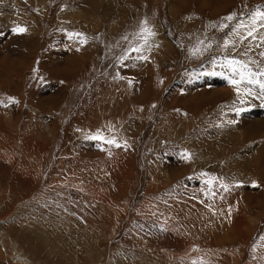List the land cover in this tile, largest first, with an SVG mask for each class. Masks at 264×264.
<instances>
[{
	"label": "rangeland",
	"instance_id": "rangeland-1",
	"mask_svg": "<svg viewBox=\"0 0 264 264\" xmlns=\"http://www.w3.org/2000/svg\"><path fill=\"white\" fill-rule=\"evenodd\" d=\"M12 1L5 10L0 2V100L7 103L8 97H13L18 103L0 105V118L10 121V126L13 123L9 127L12 135L16 134L21 138L17 133L24 130L29 138L33 134L31 137L35 138V143L37 139L42 142L37 148L35 144L32 145L31 140L24 147L19 146V141L16 149V142H13L15 138L9 139L12 145L11 154L16 155L14 160L19 159L17 157L21 153L27 154L26 159L32 165H37L42 160V182L52 177L53 180L58 178L60 182L75 181V186H79V183L88 185L96 182L105 194L109 192L111 199L116 198L119 207L124 210L120 218L110 221L111 215H117L116 211L112 208L110 210V207L103 209L102 214H111L107 215L109 219H104L102 214L99 217L105 224V240L101 246L94 244L92 250L85 253L80 252L83 251L82 246L77 245L78 240L81 242L80 237L75 230L69 228L71 224L66 209L53 212L47 208H38L36 214H49L40 220L44 233L33 236V232L31 236L24 235L22 238L25 242L34 237V245L29 240L26 242L31 244L30 247L26 245V248L33 252L34 260H37L34 264H119L121 259L129 263L133 261L129 252L119 255L121 248L127 245L139 251V254L140 251L147 256L150 253L152 258H156L147 260L146 262L154 261L149 264L156 261L159 262L155 264H192L193 261L200 264L201 260H204V264H264V259L260 258L264 257V247H258L255 253L252 251L254 243H264L260 241V237L264 236V98L258 94L259 88L250 85L253 95L245 96L241 103L227 79L212 74L222 71L226 73L225 69L212 63L213 59H223L221 50H209L200 56H193L190 51L200 41L205 44L211 42L214 46L218 42L222 43V39L229 33L227 29L224 32L218 30L222 18L234 12L238 15L247 13L257 5H264V0H44L41 3L40 0H21L18 4L15 0ZM10 12L13 14L12 19L6 15ZM35 16L38 22L35 21ZM145 20L156 33L150 40L151 50L143 53L149 59H129L121 64L118 58L124 50L130 44L140 42L135 34ZM164 21L166 23L162 25ZM17 25L26 27L27 32H13L12 29ZM67 32L83 33L87 43L81 45L78 41L69 40ZM124 37L128 39L125 40ZM245 46L238 49L237 53L243 51ZM260 51H264V48H254L248 57L239 58L251 57L264 67V58L259 56ZM228 52L237 54L232 53L231 48ZM132 55L135 56L136 53ZM251 67L255 69L256 65ZM34 68L39 69L38 73L33 72ZM119 76L124 79H119ZM129 79L133 81L131 86ZM202 88L207 91L201 90ZM234 101V107L242 109L239 113L234 110ZM42 117L46 127L49 122L53 124L52 128H42L36 124ZM16 119L21 124H26V131L23 128L16 130L15 123L18 121L13 122ZM230 121L235 122L229 123ZM214 128L219 129L220 133L229 129L238 139V146L229 151L230 154L226 151L225 155L218 156V167L212 164L215 160L209 155L210 152H203L206 151L203 147L205 144L197 137L202 132L210 133ZM97 130H101L106 137L115 136L121 145L126 142L127 147L116 148L100 140L84 138L86 134H93ZM32 148H36L35 152L31 151ZM185 151L191 154L190 160L183 158ZM243 153L248 154L249 158L247 171L234 164ZM79 163L81 167L78 166ZM10 167L0 160V168ZM212 167H215V171ZM155 170H160L157 173L162 176L158 177ZM201 173L223 178L230 185V190L224 192L217 183L213 188L216 195H208V185L204 183L208 177L201 176ZM252 181H256L258 186H253ZM159 182L166 184L164 186ZM142 184L144 193L149 185L154 190L151 193L158 206V210H155L157 216L163 220L160 212H165L170 223L176 222L177 218L178 231L189 233H185L189 241L191 240L187 246L175 239L176 243L172 238L168 246L159 248L163 253L157 251L155 254L153 249L148 253L142 251L147 239L155 248V243H160L164 235L160 231L158 238V232L145 225L148 220L153 223L156 219L150 216H144V219L140 217L139 221L153 233L146 235L139 232L140 229L133 228L131 219L138 218L133 215L132 208L137 209L141 203L137 201V190ZM123 187L126 188L125 192L120 190ZM228 193L229 201H236L234 204L227 201ZM202 194L205 198L200 196ZM7 195L6 183L0 182V201H4ZM8 205L17 209L15 204ZM228 210H231L230 214ZM95 216L97 219V215ZM95 216H91V223L98 224ZM27 217L31 218H25ZM181 219L183 222L191 220L193 225L185 224ZM210 221H213L212 228ZM163 227L165 228L164 225ZM128 228L130 232L127 235ZM96 232L103 233V230L92 231L93 234ZM90 240L89 243L92 244L93 240ZM118 246L120 250L116 249ZM100 247L106 250L108 258ZM209 253L211 261L208 258ZM101 256L103 259H100ZM92 258H96V262L92 263Z\"/></svg>",
	"mask_w": 264,
	"mask_h": 264
},
{
	"label": "bare ground",
	"instance_id": "bare-ground-1",
	"mask_svg": "<svg viewBox=\"0 0 264 264\" xmlns=\"http://www.w3.org/2000/svg\"><path fill=\"white\" fill-rule=\"evenodd\" d=\"M12 0H0V2H2V8H3V10H5L7 7H8V5H9V3H11L12 4V2H11ZM16 2H17V4L18 3H21V0H15ZM94 1V0H93ZM24 2H27V0H24ZM41 2H45L44 0H40L39 1V3H41ZM47 3V2H46ZM10 4V5H11ZM13 4H15L14 2H13ZM43 4V3H42ZM83 4H84V1H83ZM95 4V3H94ZM91 5L92 6H94L93 5V3H91ZM18 6V5H17ZM49 6V5H48ZM15 8V7H14ZM80 9V8H79ZM124 10V9H123ZM0 11H2V10H0ZM10 11V10H9ZM124 12V11H123ZM2 12H0V14H1ZM40 13V12H39ZM11 14V15H10ZM8 17H9V19H12V17H13V14L10 12L9 14H6ZM37 16V15H36ZM36 16L34 17L35 18V21H37L38 19H36ZM64 16L66 17V13L64 14ZM121 16V15H120ZM41 17V16H40ZM39 17V18H40ZM33 18V19H34ZM165 18V17H164ZM123 19V18H122ZM39 21V20H38ZM37 21V22H38ZM163 21V20H162ZM166 22L164 21V23H161L162 25L163 24H165ZM42 24V23H41ZM165 27V26H164ZM206 89V88H205ZM205 89H201V90H204V91H207V90H205ZM212 90V89H211ZM215 90V89H214ZM213 90V91H214ZM204 91H203V93H204ZM258 91V90H257ZM218 92V91H217ZM228 92V91H227ZM210 93V92H209ZM220 93V92H219ZM215 94V93H214ZM222 94V93H221ZM255 97V96H254ZM256 98V97H255ZM262 98H264V96H262ZM253 100V99H252ZM261 103V102H260ZM17 117V116H16ZM43 118V119H42ZM40 120H38L37 121V125L39 124V126L40 127H42V128H52V125L53 124H50L49 122H47V127H46V124L44 123L45 121H44V117H42ZM258 119V118H257ZM18 121V122H17ZM258 121V120H257ZM9 122L10 121H7V120H5L4 121V119L3 118H0V131H2L1 133V135H0V160L1 161H3V162H5V163H7V164H9L11 167H10V169H4V168H0V179L2 180V181H0V182H3V183H6V186H7V196L6 197H4V201L2 200V201H0V260H2V262H0V264H34V263H36L37 262V260H34V254H32L26 247L28 246V247H30L29 246V244L30 243H32V245H34V240H33V238L34 237H32V238H28V240H29V244H26V242L28 241H25V242H23V240H22V238L24 237V235H26V236H31L32 234H33V232H34V235L33 236H36V235H39V234H42V233H44V231L45 230H43V229H41V225H40V220H42V218H46V217H48L47 215H49V214H44V212L42 213H40V212H38V214H36V211L38 210V208H40V207H43V208H47V210L49 209V211H53V210H55V211H59L60 209H62V208H64V209H66L67 210V216H68V218H69V220H70V224H71V227H69V228H72L73 229V231L75 230V232H76V234L80 237L79 239H80V241L81 242H79V240H78V244L77 245H81L82 247V250L83 251H80V252H85V253H89L91 250H92V248H93V246H94V244H97V247H99V245L101 246L102 244H103V242L102 241H104L105 240V237H104V231H106L105 230V228H104V226H105V224H103V221L101 222V220L99 219V217L101 216V214L103 213V209L104 208H106V207H108V209H109V207H110V210H111V208L113 209V210H115L116 211V214L117 215H111V214H107L108 216L109 215H111V217H110V221L111 220H113V219H115L116 220V218H120V215L121 214H123V208L121 209L120 207H119V205H118V203H117V200H116V198L115 199H111V197L108 195L109 194V192H107V191H109L108 189H107V193L108 194H105L104 193V190L102 191L100 188V186L98 185V183H96V182H90L88 185H80V183H79V186L77 185V186H75L74 184V182L73 183H71V181L69 180V182L68 183H66L67 181L65 180L64 182H60L59 180H58V178L56 179V178H54V180H53V177L52 178H48L47 180H46V182H42V179L44 178V174L43 173H41V170H40V165L41 164H43V161L42 160H40L39 162H38V164L36 165L35 163H34V165H32V163H31V161L30 160H28L27 161V157L25 156V155H27V154H24V153H21V155L20 156H18L17 158H19V159H17V160H14V158H16L15 156L16 155H12L11 154V149H12V145H11V143L9 142V139H12L13 137L15 138V140H13V142H16V149H17V146H18V144H19V141L21 142V144L19 145L20 147H24V145H26L27 144V142L28 141H30L31 140V142H32V145L33 144H35L36 145V147L38 146V144L41 142H39L38 141V139L36 140L37 142L35 143V138L34 137H31L29 134V136H30V138L27 136V132H24V130L21 132V133H17V131H14V132H16L17 134H20L21 135V138L19 137V136H17L16 134H15V136H14V134L12 135L11 134V132L12 131H10L11 129V126H12V124H11V126H10V124H9ZM12 122V121H11ZM13 122H17V123H15V125H16V130H18L19 128H23V129H25V131H26V124H21L20 122H19V120L18 119H16V121H13ZM53 123V122H52ZM29 123H27V125H28ZM177 124V123H176ZM25 125V126H24ZM161 125V124H160ZM10 127V128H9ZM34 127V126H33ZM36 128V127H35ZM55 128V127H54ZM157 128V127H156ZM231 128V127H230ZM237 128V127H236ZM235 129V128H234ZM49 130V129H48ZM219 129H216V128H214V129H212L211 131H210V133H209V131H207V132H202V134H200V135H198L197 137H199L200 138V141L202 142V144H205V146H203L205 149L204 150H206V151H203V152H210V154L209 155H212V157H214V159L213 160H215V163H213L212 162V164L213 165H217V167H218V162H217V158H218V156L219 155H222V154H224L226 151H228L227 153H229L230 154V152L229 151H232V149L234 150L235 149V147H236V145L238 144V142H236L238 139H237V136L236 135H234L229 129H227L226 131H225V133H220V131H218ZM233 130V129H232ZM13 133V132H12ZM35 133V132H34ZM241 133V132H240ZM236 134V133H235ZM242 137H243V135H242ZM256 137V136H255ZM37 138V137H36ZM127 138V137H126ZM253 138V137H252ZM243 139V138H242ZM241 139V140H242ZM248 139V138H247ZM236 142V143H235ZM44 143V142H43ZM12 144H14V143H12ZM30 144V143H29ZM41 144H42V142H41ZM201 144V143H200ZM199 144V145H200ZM40 145V144H39ZM43 145H45V144H43ZM182 145H184V144H182ZM18 146V147H19ZM42 146V145H41ZM47 146V145H46ZM185 146H187V145H185ZM238 146V145H237ZM29 147L31 148V145H29ZM38 147H40V146H38ZM37 147V148H38ZM43 147V146H42ZM41 147V148H42ZM184 147V146H183ZM188 147V146H187ZM186 147V148H187ZM201 147V146H200ZM33 149V150H32ZM31 149V151H33V152H35L34 150L36 149V148H32ZM43 149V148H42ZM41 149V150H42ZM183 149V148H182ZM16 151V150H15ZM37 151V150H36ZM40 151V150H39ZM261 151V150H260ZM19 152V151H18ZM25 152V151H24ZM27 152V151H26ZM28 153V152H27ZM37 153H39V152H37ZM16 154V153H15ZM29 154V153H28ZM258 154V153H257ZM31 155H33V153L31 154ZM35 155H36V153H35ZM35 155H34V158H35ZM39 155H41V154H39ZM39 155H38V157H39ZM206 155V154H205ZM225 155V154H224ZM247 155L248 154H246V153H243L241 156H240V158H239V160L238 159H236L237 161V163H234V164H237V166H240V167H242L244 170H246L247 171V169H248V161H249V158H247ZM116 155H114V157H115ZM227 156V155H226ZM239 156V155H238ZM250 156V155H249ZM253 156V155H252ZM258 156V155H257ZM28 157H29V155H28ZM37 157V156H36ZM119 157V156H118ZM40 158H42V157H40ZM75 158V157H74ZM128 158V157H127ZM131 158V157H130ZM161 158V157H160ZM210 158V157H209ZM39 159V158H38ZM159 159V158H158ZM199 159V158H198ZM201 159V158H200ZM255 159V158H254ZM75 160V159H74ZM127 160V159H126ZM130 160V159H129ZM205 160V159H204ZM203 160V161H204ZM208 160V159H207ZM30 161V163H28ZM42 161V162H41ZM79 161V160H78ZM113 161V160H112ZM128 161V160H127ZM202 161V160H201ZM251 161V160H250ZM253 161V160H252ZM254 161H256V160H254ZM262 161V160H261ZM33 162V161H32ZM100 162V161H99ZM106 163L107 162H109L108 164H110V161H108V160H106L105 161ZM115 162V161H114ZM120 162V161H119ZM159 162V161H158ZM162 162V161H161ZM173 162V161H172ZM193 162H194V160H193ZM200 162V161H199ZM208 162V161H207ZM231 162V161H230ZM264 162V161H263ZM73 163V162H72ZM94 163V162H93ZM100 163H102V160H101V162ZM117 163V162H116ZM124 163V162H123ZM131 163V162H130ZM163 163V162H162ZM190 163V162H189ZM203 163V162H202ZM209 163V162H208ZM122 164V163H121ZM157 164H161V163H157ZM156 164V165H157ZM229 164V163H228ZM77 165V164H76ZM107 165V164H106ZM171 165H173V164H171ZM78 166H80L81 167V165H80V163H79V165ZM110 166H112V165H110ZM124 166H126L125 164H124ZM135 166V165H134ZM133 165H132V167H134ZM161 166V165H160ZM198 166V165H197ZM201 166V165H200ZM210 166V165H209ZM236 166V165H235ZM76 167V166H75ZM79 167V168H80ZM122 167V166H121ZM216 167V166H215ZM215 167H212V169H213V171H215ZM55 168V167H54ZM78 168V167H77ZM99 168V167H98ZM97 168V169H98ZM123 168V167H122ZM130 168V167H129ZM159 169H160V167H158ZM162 168V167H161ZM195 168H197V167H195ZM201 168V167H200ZM253 168V167H252ZM262 168H263V165H262ZM117 169V168H116ZM121 169V168H120ZM166 169V168H165ZM211 169V170H212ZM122 170V169H121ZM120 170V171H121ZM129 170H131V172H132V169H129ZM153 170V169H152ZM151 170V171H152ZM161 170V169H160ZM160 170H155V173L158 175V177H159V175H161V174H158L157 173V171H160ZM195 170V169H194ZM263 170V169H262ZM56 171V170H55ZM68 171V170H67ZM119 171V170H118ZM101 172V171H100ZM103 172V171H102ZM161 172H162V170H161ZM209 172V171H208ZM263 172H264V170H263ZM54 173H56V172H54ZM73 173V172H72ZM152 173V172H151ZM196 173H198V172H196ZM211 173H212V171H211ZM104 174V173H103ZM119 174H120V172H119ZM165 174V173H164ZM167 174V173H166ZM165 174V175H166ZM170 174V173H169ZM55 175V174H54ZM82 175V174H81ZM199 175V174H198ZM212 175V174H211ZM41 176V177H40ZM105 176V175H104ZM153 176L156 178V176L154 175V173H153ZM162 176V175H161ZM167 176V175H166ZM48 177V176H47ZM69 177V176H68ZM85 177V176H84ZM88 177V176H87ZM102 177H103V175H102ZM150 177H152V175H150ZM153 177V178H154ZM4 178H5V180H4ZM39 178H40V182H38L37 183V181L39 180ZM77 178V177H76ZM107 178V177H106ZM119 178H121V174L119 175ZM161 178V177H160ZM194 178V177H193ZM62 179V178H61ZM86 179V178H85ZM89 179V178H88ZM87 179V180H88ZM97 179V178H96ZM130 179V178H129ZM150 179V178H149ZM159 179V178H158ZM162 179V178H161ZM161 179H159V180H161ZM77 180V179H76ZM147 180V179H146ZM154 180V179H153ZM62 181V180H61ZM79 181H81V180H79ZM78 181V182H79ZM89 181H91V180H89ZM99 181V180H98ZM121 181V180H120ZM124 181V180H123ZM152 181V180H151ZM157 181V180H156ZM162 181V180H161ZM192 181V180H191ZM82 182H84V181H82ZM122 182V181H121ZM126 182V181H125ZM133 182V181H132ZM140 182H142V181H140ZM152 182H154V181H152ZM182 182H184V181H182ZM111 183V182H110ZM120 183V182H119ZM126 183H128V182H126ZM151 183V182H150ZM160 184L162 183V182H159ZM179 183V182H178ZM77 184V183H76ZM83 184V183H82ZM112 184H113V182H112ZM117 184V183H116ZM129 184V183H128ZM163 184H164V186H165V184H166V182H163ZM163 184H161V185H163ZM177 184V183H176ZM184 184H186V183H184ZM114 185V184H113ZM138 185H139V183H138ZM137 185V186H138ZM178 185V184H177ZM177 185H176V187H177ZM112 186V185H111ZM124 186V185H123ZM182 186H184V185H182ZM128 187H130V186H128ZM143 184H142V186L141 187H139L138 188V190H137V192H139L138 194H137V201H141V203H140V205H139V207L136 209V207H135V209L134 208H132V212H134L133 213V215H136V217L138 218V219H134V218H132L131 220L133 221V223H134V226H133V228H135V229H137V230H139V232L141 231V233L142 234H146V235H148L149 233H153L152 232V230L151 231H149L148 229L149 228H146V226H142L143 225V222H142V224H141V221H139L140 219V217H144V216H147V218H149L148 216H150L151 218H156L155 220H154V222L152 223L151 221L152 220H148L147 222H148V224L146 223L145 225H147V226H149V227H151V229H155V231L156 232H158L157 233V236L158 235H160L159 233H160V231L162 232V233H164V235H162V240H161V242L160 243H155V248H153V246H152V244H151V242H150V240L149 239H147V241H146V244L144 245V247L146 246V248H142V251L144 250V251H146L147 253H148V251H150V250H152L153 249V251L155 250V254L157 253V251H158V253H163L162 252V250L161 249H159L160 247H163V248H165V246H168L169 245V241H171V239L173 238L174 239V241L176 242V240H179L182 244H183V246H185V244H186V246H187V244H188V242H190L189 241V237H187L186 236V234L183 232V231H178V229H177V225L179 224V221L177 220V218H176V222H169V218L166 216L167 214L165 213V212H160V209H159V212L162 214V219L163 220H161V218L159 217V216H157L158 215V213L156 214L155 213V210L157 209V207L158 206H156V203L153 201V194L151 193V192H153L154 193V190H151V188H150V185L148 186V187H146L147 189L145 190V193L143 192ZM152 187V186H151ZM159 187H160V185H159ZM174 187V186H173ZM185 187V186H184ZM196 187V186H195ZM113 188V187H112ZM114 188H116V187H114ZM150 188V189H149ZM158 188V187H157ZM157 188H156V190H157ZM167 188V187H166ZM182 188V187H181ZM181 188H180V190H181ZM105 189V188H104ZM128 189V188H127ZM145 189V188H144ZM154 189H155V187H154ZM170 189H172V188H170ZM177 189V188H176ZM120 190H122L123 192H125L124 190H126V188H124L123 187V189L121 188ZM119 190V191H120ZM129 190V189H128ZM151 190V191H150ZM190 190V189H189ZM111 191H113L112 189H111ZM110 191V192H111ZM118 191V190H117ZM168 191V190H167ZM190 191H192V189L190 190ZM197 191H198V189H197ZM12 192H13V195H12ZM169 192V191H168ZM181 192V191H180ZM192 192H194V191H192ZM167 193V192H166ZM171 193V192H170ZM115 194V193H114ZM113 194V195H114ZM125 194V193H124ZM150 194H151V196H150ZM161 194V193H160ZM159 194V195H160ZM169 194V193H168ZM175 194V193H174ZM195 194H196V192H195ZM120 195H121V193H120ZM185 195V194H184ZM183 195V197L185 198L186 196H184ZM229 193L228 194H226V196H227V201H229L230 199H229ZM171 196V195H170ZM175 196H177V195H175ZM180 196V195H179ZM179 196H177V197H179ZM200 196H203L204 198H205V196H204V194H202V195H200ZM199 196V197H200ZM155 197H157L156 195H155ZM154 197V198H155ZM167 197V196H166ZM177 197H175V198H177ZM182 197V198H183ZM202 197V198H203ZM159 198V197H158ZM157 198V199H158ZM168 198V197H167ZM172 198V197H171ZM187 198V197H186ZM203 198V199H204ZM237 198H239V196L237 197ZM7 199V200H6ZM10 199H12V200H10ZM163 199V198H162ZM165 199V198H164ZM119 200V199H118ZM240 200V199H239ZM162 201V200H161ZM160 201V202H161ZM171 201V200H170ZM183 201V200H182ZM186 201H187V199H186ZM204 201V200H203ZM211 201V200H210ZM226 201V202H227ZM234 201V200H233ZM232 200L231 201H229L231 204H234L235 202H233ZM163 202H164V200H163ZM174 202V201H173ZM177 202V201H176ZM185 202V201H184ZM207 202H209V200L207 201ZM15 204L16 206H17V209L15 210L13 207H11L10 205H8V204ZM157 203H159V202H157ZM180 203V202H179ZM193 203V202H192ZM162 204V203H161ZM164 204V203H163ZM167 206H169L168 204H167V202L165 203ZM171 204V203H170ZM176 204V203H175ZM185 204V203H184ZM189 204V203H188ZM129 205V204H128ZM177 205V204H176ZM179 205V204H178ZM181 205V204H180ZM185 205H187V204H185ZM184 205V206H185ZM191 205V204H190ZM199 206V205H198ZM197 206V207H198ZM172 207H173V205H172ZM171 207V208H172ZM178 207V206H177ZM176 207V208H177ZM186 207V206H185ZM215 207V206H214ZM225 207V206H224ZM165 208V207H164ZM169 208V207H168ZM174 208H175V206H174ZM188 208H190V207H188ZM204 208V207H203ZM248 208V207H247ZM91 209H94V211H91ZM110 210H109V212H110ZM130 210V209H129ZM158 210V209H157ZM156 210V211H157ZM166 210H167V208H166ZM169 210H171L172 211V209H169ZM187 210V209H186ZM41 211V210H40ZM55 211H53V212H55ZM168 211V210H167ZM174 211V210H173ZM172 211V212H173ZM200 211H203V210H201L200 209ZM229 211V210H228ZM92 212V213H91ZM169 212V211H168ZM192 212V211H191ZM225 212H226V210H225ZM59 213V212H58ZM61 213V212H60ZM65 213V214H66ZM105 213H107V212H104V214H102V217L103 216H105V217H103L104 219H109L108 218V216L107 215H105ZM111 213V212H110ZM125 213H126V215L128 214V210L127 211H125ZM216 213V212H215ZM98 214H99V216H98ZM130 214H132V213H130ZM169 214V213H168ZM179 214V213H178ZM182 214H184V212L182 213ZM58 215H61V214H58ZM80 215L81 216V218H78V216ZM95 215H97V219H96V216ZM160 215V214H159ZM26 216H31V218L30 217H27V218H25ZM55 216H57V214L55 215ZM54 216V217H55ZM66 216V217H67ZM91 216L93 217V216H95V219H96V221L98 222V224H93V223H91L92 222V218H91ZM122 216V215H121ZM165 216V217H164ZM174 216H176V215H174ZM174 216H173V219H174ZM189 216V215H188ZM59 217V216H58ZM107 217V218H106ZM176 217H178V216H176ZM52 218V217H51ZM50 218V219H51ZM130 217H128V219H129ZM160 218V219H159ZM179 218H180V216H179ZM190 218V217H189ZM214 218V217H213ZM144 219V218H143ZM191 219V218H190ZM195 219H197V218H195ZM44 220V219H43ZM47 220V219H46ZM49 220V219H48ZM180 220V219H179ZM182 220V219H181ZM193 220V219H192ZM198 220V219H197ZM104 221H107V220H104ZM109 221V220H108ZM114 221V220H113ZM157 221V222H156ZM164 221V222H163ZM174 221V220H173ZM244 221V220H243ZM21 222V223H20ZM42 222V221H41ZM65 222V221H64ZM169 222V223H168ZM181 222H183V220L181 221ZM185 222V224H189V225H193V223H191V220L190 221H184ZM183 222V223H184ZM200 222V221H199ZM198 221H197V223H199ZM211 222V221H210ZM213 222V221H212ZM212 222H211V228H212V226L214 227V225H212ZM66 223V222H65ZM107 223H109V222H107ZM20 224H22L21 226H20ZM43 224V223H42ZM70 224H68V225H70ZM113 224V223H112ZM155 224L158 226H155ZM165 226V228L163 227V225ZM203 224V223H202ZM63 225V224H62ZM46 226V225H45ZM45 226H43V227H45ZM108 226V225H107ZM110 226H112V225H110ZM182 226H184V225H182ZM197 226V228L199 227L198 226V224L196 225ZM201 226V225H200ZM42 227V228H43ZM113 227V226H112ZM190 227V226H189ZM194 227H195V225H194ZM60 228V227H59ZM58 228V229H59ZM111 228V227H110ZM114 228V227H113ZM130 228V227H129ZM127 229L126 230V233H127V235L129 234V232H130V229ZM132 228V229H133ZM55 230H56V228H54ZM65 229V228H64ZM95 229H102L103 230V233L101 232V233H98V232H96V234H93L92 233V231H94ZM196 229V228H195ZM60 230H61V228H60ZM166 230H168V231H166ZM197 230V229H196ZM195 230V231H196ZM68 231V230H67ZM166 231V232H165ZM189 231V230H188ZM194 231V230H193ZM194 231V232H195ZM198 231V230H197ZM191 232V231H190ZM193 232V236H195L194 233ZM211 232H213V230L211 231ZM59 233V232H58ZM65 233V232H64ZM67 233V232H66ZM74 233V232H73ZM137 233V232H136ZM192 233V232H191ZM190 233V234H191ZM200 234H201V232H199ZM242 233V232H241ZM240 233V234H241ZM141 234V235H142ZM175 234H177V235H175ZM211 233H209L208 235H210ZM220 234V233H219ZM58 235V234H57ZM92 235L94 236V237H92ZM187 235H189V233L187 234ZM196 235H198V234H196ZM207 235V237H209ZM214 235H215V233H214ZM213 235V236H214ZM216 235H217V233H216ZM215 235V236H216ZM155 236V235H154ZM153 236V237H154ZM156 236V237H157ZM173 236H176L175 238L173 237ZM211 236V235H210ZM66 237V236H65ZM70 237V236H69ZM68 237V238H69ZM152 237V236H151ZM192 237V236H191ZM190 237V238H191ZM203 237V236H202ZM158 238H159V236H158ZM160 238V239H161ZM213 238V237H212ZM64 239V238H63ZM62 239V240H63ZM93 240V243L92 244H90L89 243V240ZM155 239V238H154ZM157 239V238H156ZM172 239V240H173ZM176 239V240H175ZM202 239V238H201ZM206 239V238H205ZM91 240H90V242H91ZM142 240V239H141ZM145 240V239H144ZM129 241V240H128ZM131 241V240H130ZM133 241H135V239L133 240ZM159 241V240H158ZM198 241V240H197ZM200 241V240H199ZM203 241H204V239H203ZM211 241V240H210ZM210 241H208V242H210ZM70 242H72V241H70ZM138 242H140V241H137V243ZM172 242V241H171ZM36 243V242H35ZM135 243H136V241H135ZM177 243V242H176ZM179 243V242H178ZM199 243V242H198ZM57 244V243H56ZM110 245H111V248L113 247V245H112V243L110 242L109 243ZM131 244V243H130ZM180 244V243H179ZM179 244H178V247H179ZM193 244V243H192ZM27 245V246H26ZM31 245V244H30ZM137 245V244H136ZM140 245V244H139ZM138 245V246H139ZM154 245V244H153ZM177 245V244H176ZM52 246V245H51ZM141 246V245H140ZM139 246V247H140ZM171 246V245H170ZM182 245H181V247H183ZM55 247V246H54ZM76 247V246H75ZM80 247V246H79ZM120 246H118V247H116V249L117 248H119ZM61 248H63V247H61ZM60 248V249H61ZM100 248H102V247H100ZM148 248V249H147ZM37 249V248H36ZM55 249H57V247H55ZM73 249H75V248H73ZM104 248H102V250H103ZM122 250H121V252L119 253V255H124V253L125 252H129L130 254V257L133 259V261H131V262H129V263H126V262H123L122 261V259L119 261L120 263L119 264H149V263H152V262H154V261H148V262H146L147 260H156V258H152V255H150V253L148 254V256L145 254V255H143L142 254V252L140 251V254L136 251V249H133L131 246H124V247H122L121 248ZM179 249H182V248H179ZM192 249V248H191ZM59 250V249H58ZM119 250H120V248H119ZM139 250V249H138ZM160 250V251H159ZM72 251V250H71ZM167 251V250H166ZM165 251V252H166ZM184 251V250H183ZM199 251V250H198ZM57 252V251H56ZM117 252H118V250H117ZM201 252V251H200ZM203 252V251H202ZM201 252V253H202ZM35 253V252H34ZM176 253V252H175ZM194 253H195V251H194ZM197 253V252H196ZM195 253V254H196ZM204 253H205V251H204ZM204 253L202 254V255H204ZM56 254H58V253H56ZM79 254V253H78ZM103 254L105 255V257L106 258H108V255H107V252H106V250L104 249L103 250ZM126 254V253H125ZM154 254V253H153ZM154 254V255H155ZM77 255V254H76ZM163 255H166V254H163ZM185 255V254H184ZM194 255V254H193ZM193 255H190L191 257L193 256ZM197 255H199V254H197ZM197 255H196V257H197ZM201 255V254H200ZM49 256V255H48ZM56 256H59V254L58 255H56ZM67 256V255H66ZM128 255H126V257H127ZM182 256V255H181ZM205 256V255H204ZM207 256V255H206ZM85 257H89V256H87V255H85ZM85 257H84V259H85ZM92 257V255L90 256V258ZM102 257V256H101ZM210 253H209V260H210ZM73 258V257H72ZM86 258V259H87ZM147 258V259H146ZM171 258V257H170ZM188 258H189V255H188ZM194 258V257H193ZM100 259H103V257L102 258H100ZM50 260V259H49ZM200 260H201V258H200ZM207 260V259H206ZM91 261H92V263H94V262H96V258H92L91 259ZM105 261V260H104ZM202 261V260H201ZM204 261V260H203ZM211 261V260H210ZM209 261V262H210ZM47 262H50V261H47ZM99 262V261H98ZM157 262V261H156ZM155 262V263H156ZM159 262V261H158ZM157 262V263H158ZM104 263V262H103ZM154 263V264H155ZM52 264V263H51ZM167 264V263H166Z\"/></svg>",
	"mask_w": 264,
	"mask_h": 264
},
{
	"label": "snow or ice",
	"instance_id": "snow-or-ice-1",
	"mask_svg": "<svg viewBox=\"0 0 264 264\" xmlns=\"http://www.w3.org/2000/svg\"><path fill=\"white\" fill-rule=\"evenodd\" d=\"M216 27V25H212ZM229 30V33L225 35L222 39V43H217L215 46L213 43L209 42L207 44L204 41H200L198 46L191 49V54L193 56L203 55L204 52L209 50L218 49L223 52V59H213L212 63L221 69H225L222 72H213V75H221L227 79L228 84L234 89L237 100L241 103L244 102L245 96L253 95V88L249 87L255 86L259 88V95L264 96V67H261L259 61L249 57L248 59H241L239 57H248V54L254 50V48H264V5H257L253 9H250L247 13H231L222 18V22L219 25V31L224 32ZM16 33H26L27 28L17 25L12 29ZM156 35L154 31L148 26L147 20L143 21L138 33L135 34V38L140 41L137 44H130L127 49L124 50L123 54L118 58L120 63L123 64L125 61L132 59L136 61H147L149 57L143 53L151 50L150 40ZM69 40L78 41L81 45L87 43V38L83 33L79 32H67ZM125 40L128 37H124ZM247 42V45L245 46ZM201 45L203 47H201ZM242 46L243 51L237 53V50ZM232 49L231 54L228 49ZM79 50V49H77ZM132 53H136L135 56ZM259 56L264 58V51L259 52ZM251 65H256L254 69ZM135 66V65H133ZM39 69L34 68L33 72L38 73ZM35 78V77H34ZM119 79H124L123 76H119ZM43 80V77H40ZM129 86L132 85L133 81L128 80ZM7 103H18L13 97H8ZM4 100H0V105L7 106ZM235 106V101L233 102V107ZM234 110L239 113L242 111L240 108H235ZM235 121H230L229 123H234ZM77 131H82L77 129ZM85 139L87 140H100L104 143L114 146L116 148L127 147L125 142L121 145L115 138L106 137L101 130H97L93 134H86ZM183 158L185 160H190L191 154L185 151L183 153ZM201 176L208 177L204 180V183L208 185V195L215 196L216 193L213 191L214 186L218 183L219 187L224 191L228 192L230 190V185L225 183L223 178H218L216 176H208L207 173H201ZM253 186H258L256 181H252ZM211 208V205H209ZM229 210V214H230ZM260 241L264 242V236L260 237ZM258 247H264V243H254L252 245V251L255 253ZM264 259V257H260ZM192 264H197V261H193ZM200 264H204L203 261Z\"/></svg>",
	"mask_w": 264,
	"mask_h": 264
}]
</instances>
